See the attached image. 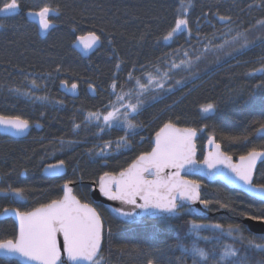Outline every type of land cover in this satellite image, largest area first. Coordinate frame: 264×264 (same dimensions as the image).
<instances>
[{"label": "trees", "instance_id": "obj_1", "mask_svg": "<svg viewBox=\"0 0 264 264\" xmlns=\"http://www.w3.org/2000/svg\"><path fill=\"white\" fill-rule=\"evenodd\" d=\"M189 0H20V10L13 17H4L0 27V115L21 116L30 124L39 123L41 130L32 128L22 140L0 137V188L24 187L25 199L0 193V212L5 208L31 211L62 196V185L72 180L74 194L83 203H90L89 191L105 172L119 173L140 154L151 150L153 135L169 121L177 126L194 128L197 160L203 158V148L209 137L221 144L223 151L234 159L251 148L264 150V139L255 133L264 122V73H250L264 67V0H190L186 13L189 33H178L165 42L163 36L174 27ZM49 3L60 5L62 15L54 18L55 28L41 35L25 13L38 11ZM260 5V7H256ZM219 16H230L222 22ZM239 26L243 36L232 42L214 39L211 50L197 59L190 56L191 67L182 72L183 87L158 101L148 102L139 115L143 130L131 139V148L107 160L94 161L88 150L96 142L116 140L121 130L112 129L97 138L96 130L85 125L86 113L102 110L106 91L115 77L118 84L129 73L167 59L173 51L189 41L206 46L205 38L223 33L230 25ZM197 26L200 28L198 29ZM89 32L100 36L101 47L88 59L82 58L72 47L74 41ZM205 40V41H204ZM218 40V41H217ZM249 49L239 54L245 43ZM120 65L119 69L116 67ZM59 67L60 71L56 69ZM199 77V78H196ZM35 81V86H33ZM72 83L79 85V97L66 94ZM95 88L92 96L88 88ZM16 89L47 96L59 101L56 107L35 104L18 96ZM104 93H103V92ZM205 103L216 104L213 113L200 111ZM74 124L80 128L74 129ZM236 137V140L225 139ZM64 161V178L43 177L45 165ZM254 182L264 184V162L259 165ZM202 199L211 201L212 218L194 219L186 209L176 219H142L124 224L111 217L102 205H93L105 223L104 241L100 259L103 264H192L190 254L182 256L183 248H191L197 236L193 223L205 225H239L243 236L264 242L249 233L241 220L248 215L264 212V203L234 190L215 185H204ZM226 207H221V205ZM110 230V233H109ZM16 227L11 219L0 221V240L13 238ZM198 246L211 251L218 236L217 230L201 229ZM224 244H232L241 256L249 257V264H264V252L249 250L232 238L222 237ZM222 249L216 248L217 252ZM0 264H17L0 259Z\"/></svg>", "mask_w": 264, "mask_h": 264}, {"label": "snow or ice", "instance_id": "obj_2", "mask_svg": "<svg viewBox=\"0 0 264 264\" xmlns=\"http://www.w3.org/2000/svg\"><path fill=\"white\" fill-rule=\"evenodd\" d=\"M259 5H257L258 7ZM21 4L20 0H0V14L4 17H13L18 14ZM191 7L190 0L183 6L184 13L175 20L174 27L164 36L165 42L172 41L178 33L187 32L191 35L189 20L186 13ZM62 15L60 5L53 7L49 3L43 4L38 11H29L28 16L38 18L39 30L49 32L55 28L54 18ZM219 20L227 22L231 20L228 16H219ZM257 24L264 26V20L257 21ZM5 26V21L0 20V27ZM239 35V34H238ZM83 49L87 52L99 44L100 36L95 32H89L87 36L78 37ZM264 44V38L260 39ZM249 49V44L245 43L238 49L239 54ZM188 55L187 52L184 53ZM199 59V57H197ZM185 67H191V61H181ZM181 65L173 62L172 68H179ZM118 69L119 64L116 66ZM146 70V69H145ZM60 71L59 67L56 69ZM148 72L146 81L135 79L134 89L124 91L118 84V77H115L109 85L108 102L104 104L102 110L89 112L85 116V125L92 123L101 132L113 128H121L124 135L115 142V149L130 147L129 141L137 135L138 124L136 118L140 115L146 99L151 96L153 100L158 99L161 92L171 93L172 88H166L165 81L170 78L168 73L163 76ZM256 72L264 73V67H260ZM198 78V77H196ZM129 81L133 80V73H129ZM67 87V81L62 82ZM177 85H182L181 81H176ZM35 86V81H33ZM78 85L72 83L71 91H75ZM91 87V85H90ZM120 88V91L117 89ZM19 93V89L15 90ZM28 95V93H22ZM134 98V102H133ZM46 100L47 97H37ZM57 103H60L57 101ZM216 104L205 103L200 111L204 114L213 113ZM40 125H37L39 127ZM0 127L5 132H11L16 136L26 134L31 127L30 121L21 116L0 115ZM80 128V124H74V129ZM264 134V122L260 123L257 130ZM197 130L194 128H178L169 121L155 133L154 146L150 152L138 155L127 168L118 175L105 172L100 177V191L113 201H119L122 205L139 209L140 212L131 210L116 209L115 211L128 221H134L141 214H146L160 219H168L179 215L185 203L195 202L200 199L199 183L196 180L184 179L181 171H192L197 167L193 138L196 137ZM225 139L236 140V137H225ZM209 144L214 146L203 159V166L207 169H217L222 165L228 169L231 175L227 176L230 181H238L242 186L261 197L264 201V184L257 186L253 180V172L258 160L264 159V150L251 148L246 154L240 155L239 163H233L231 155L221 151V144L215 143L209 137ZM112 141L105 142V149H110ZM102 152L98 155H106ZM64 169V161L57 164H49L47 171L54 177L61 176ZM220 169H217L219 171ZM72 180H68L63 185L64 195L61 199H53L48 203L34 208L31 211H20L19 209H4V213H13L19 222L18 232L13 238L0 240V253L8 256H19L24 259L25 264H100V253L102 252V241L104 239V225L101 216L96 208L88 203H82L72 194L69 187ZM26 189L24 187L0 188V193L11 194L20 200L25 199ZM205 207L211 201L200 200ZM226 207V205H221ZM247 219L259 221L264 224V212L260 215H248ZM212 228L217 230L218 236H214L213 249L206 251L198 246L200 239L209 240L208 237H201V229ZM192 232L196 234L197 241L193 242L191 248H183L182 256L190 254L192 264H249V257L241 256L240 250L232 244H224L222 237L232 238L233 241L243 244L245 241L249 250L264 252V242L257 243V237L251 239L243 236L239 225L229 224L225 229L221 224L203 225L192 224ZM110 233V230H109ZM62 235V247L58 243L57 237ZM264 241V237H260ZM220 247V252L216 248ZM147 264H153L149 259Z\"/></svg>", "mask_w": 264, "mask_h": 264}, {"label": "water", "instance_id": "obj_3", "mask_svg": "<svg viewBox=\"0 0 264 264\" xmlns=\"http://www.w3.org/2000/svg\"><path fill=\"white\" fill-rule=\"evenodd\" d=\"M28 12L25 13L26 19L29 22L35 24V26L37 27V29H38V31H39V33L41 35H46L48 32L45 33V32H42V31L39 30L38 18H34V17L28 16ZM87 35L88 34L83 35V36H87ZM72 47L82 58L88 59L92 54H94L101 47V40H100L99 44H97L96 46H94V48L92 50L87 51V52L83 49L82 44L79 43L78 38L74 41ZM70 86L66 88V91H65L66 94L72 99L78 98L79 97V93H80L79 85H78V87H77V89L75 91H71L70 90ZM89 92L91 93V95L94 96L95 95V88L93 86L89 87ZM37 125H40V124H35L34 128H37V129L40 130L41 129V125L39 127H37ZM176 127H178V128H187V127H181V126H177V125H176ZM31 130H32V126L29 128V130H28V132L26 134H24L22 136H16V135L12 134L11 132H5V130L2 127H0V136L1 137H5V138H9V139H12V140H22V139H25V138H27L29 136ZM154 137H155V134L153 135V137L151 139V149L154 146ZM198 137H199V133L197 131L196 137L193 138V144H194V148H195V157L194 158L197 161V167H195L192 171H181V177L184 178V179L196 180L199 183L200 187H199L198 191H199L200 199L195 201V202L185 203V206H184L183 209H187L189 214L194 219H197V220H208L210 217H213L214 215H219L221 212H213L209 205L207 207H205L202 203H200V200H203L202 199V195H201V191L203 189V185H215V184H220V185L226 187L227 189L237 191L239 193L244 194L245 196H247L249 198H252L254 200H257L259 202L264 203V201L261 200V197L256 195L254 192L250 191L248 189V187L242 186V184L240 182H238V181L234 182V181H230L229 179H227V176L231 175V173H230V171L228 169L224 168L222 165H218L217 166V169H220L219 171H217V169L209 170L205 166H203L204 157L206 155H208V153L210 151L214 150V146L209 144V142H208L209 138H208L207 141L205 142V145H204V148H203V158H202V160L198 161L197 160L198 151H197V145H196V141L198 140ZM211 138L214 139L215 143H217L215 138H213V137H211ZM255 138L264 139V134H261L258 131H256ZM221 151L224 152L222 147H221ZM232 162L233 163H239V157L236 158V159L233 158ZM263 162H264V159L257 161L256 167H255L254 172H253V180L255 178V174H256L257 168ZM57 163H51V164H57ZM48 165L49 164L45 165L43 167L42 171H41L43 177L48 178V179H59V178H64L65 177L66 172H67L65 164H64V169H63L62 175L58 176V177H54V176L49 174V172L46 170ZM113 175H118V173L113 174ZM63 185H62V196H61V198L64 195ZM74 186H75V183H72V184L69 185V187L72 189V194L74 196H76L74 194ZM89 198H90L91 204L90 203H88V204L90 206L94 207L93 205H98V204L102 205L103 208L107 211V213L111 217H113L117 221H119L121 223H124V224H131L134 221L142 220V219H160L158 217H152V216H148L146 214H141L134 221L125 220L124 217H122L121 215H119L115 211L116 209H123L125 211L131 210V211H134V212H137V213H139L140 210L139 209H133V208H131V206L122 205L119 201H113V200L108 199V197H106L100 191V177H99V179L97 180L96 183H93V185H92V187H91V189L89 191ZM183 209H181V210H183ZM180 214H181V211H180L179 215L174 216V217H170L168 219H176L177 217L180 216ZM7 219H11L14 222L15 227H16V233H17L18 232V227H19V222L16 219L15 215L13 213H11V212L4 213V210H2L0 212V221L7 220ZM102 222H103V225H104V232H105V228L106 227H105V223H104L103 219H102ZM241 223L245 226V229L249 233H251L253 235L264 236V224L260 223L259 221L249 220V219H247V217H245V218H243L241 220ZM57 240H58V243L62 247V244H63L62 235H58ZM103 241H104V239H103ZM103 241H102V246H103ZM0 259H3V260L4 259H8V260L15 261L17 264H25L24 259L19 257V256H8V255H4L3 253H0Z\"/></svg>", "mask_w": 264, "mask_h": 264}, {"label": "rangeland", "instance_id": "obj_4", "mask_svg": "<svg viewBox=\"0 0 264 264\" xmlns=\"http://www.w3.org/2000/svg\"><path fill=\"white\" fill-rule=\"evenodd\" d=\"M257 7V5H256ZM260 7V5L258 6V8ZM260 26V25H259ZM197 28L199 29L200 27L197 26ZM239 34V35H238ZM243 36V32L240 29L239 26H236L234 24L226 27L223 30V33H215L214 36L210 37H206L205 40H207V45L206 46H202L201 45V41L200 42H196V41H189L187 43H184L183 46H181L179 49L173 51L170 55L167 56V59H165L164 61L158 62L156 64L150 65L147 68H141L139 70L136 71L135 74H133V80L129 81V76H127L124 80V82H120L119 85L123 87L124 91H129L134 89L135 86V79L139 78L142 82L146 81L147 78V74L148 72H151L153 75H157L156 69H159V74L160 76H163L164 73H168V78L165 81V86L166 88H172L173 92L171 93H165V92H161L160 96L158 99L153 100L151 98V96H149L144 104L143 109L148 105V102L153 101L156 102L158 101L160 98L168 96L169 94L174 93L176 90H178L179 88L183 87L184 82H183V76H182V72L186 71L188 68L185 67V65L181 64V61H190V56H200L202 54V52L204 51H209L211 50V48L209 47V45L213 42L214 39H220L222 40V43L225 44L226 42H234L238 39H240ZM204 40V41H205ZM218 41V40H217ZM250 48V47H249ZM240 49V48H238ZM237 49V50H238ZM187 52L188 55L185 56L184 53ZM174 63L181 65L179 68H172L171 65ZM146 69V70H145ZM199 78V77H198ZM176 81H181L182 85H177ZM121 89L118 88L117 91H120ZM110 91V88L106 91V98L108 100V93ZM103 92V91H102ZM18 96H22L23 98H27L29 101H34L35 104H40V105H46V106H52V107H56V105H59V103H57V101L50 99L47 96H39L36 95L34 93H29L26 91H19L16 92ZM22 93H28V95H23ZM104 93V92H103ZM37 97H47L46 100H40L37 99ZM133 102H134V98H133ZM142 109V110H143ZM142 112V111H141ZM88 113H86L87 115ZM85 115V116H86ZM135 123L138 124V128L136 129V132L139 133L143 130V128H141L140 122H139V116L136 118ZM89 126L92 127L94 130H96V137L99 138L107 133H109L112 129L110 130H106L104 132H101L99 128H97L94 124L89 123ZM113 129H117V130H121L123 132V130L121 128H113ZM124 134V132H123ZM138 135V134H137ZM136 136V135H135ZM132 137V139H134V137ZM116 140H110L113 142V145L110 149H105V142H96L93 144V146L88 150V156L94 160L97 161L99 159L101 160H107L109 157L117 155L123 151H127L131 148V140L129 141L130 147L127 148H122L119 151H117L115 149V142ZM103 150V152L107 153L106 155H98V153H101ZM197 224H203L205 225V223L201 222V223H197ZM100 259V258H99ZM100 264H103L102 259H100Z\"/></svg>", "mask_w": 264, "mask_h": 264}, {"label": "flooded vegetation", "instance_id": "obj_5", "mask_svg": "<svg viewBox=\"0 0 264 264\" xmlns=\"http://www.w3.org/2000/svg\"><path fill=\"white\" fill-rule=\"evenodd\" d=\"M79 91H80V90H79ZM88 91H89V88H88ZM92 96H93V95H92ZM94 96H95V95H94ZM35 124H39V123H35ZM35 124H33V125L30 124V125L32 126V128H34V125H35ZM34 129H35V130H39V129H37V128H34ZM40 130H41V129H40ZM0 137H1V136H0ZM257 169H258V168H257ZM255 175H256V174H255ZM257 186H258V185H257Z\"/></svg>", "mask_w": 264, "mask_h": 264}, {"label": "bare ground", "instance_id": "obj_6", "mask_svg": "<svg viewBox=\"0 0 264 264\" xmlns=\"http://www.w3.org/2000/svg\"><path fill=\"white\" fill-rule=\"evenodd\" d=\"M210 218H212V217H210ZM210 218H209V219H210ZM204 221H205V220H204Z\"/></svg>", "mask_w": 264, "mask_h": 264}]
</instances>
